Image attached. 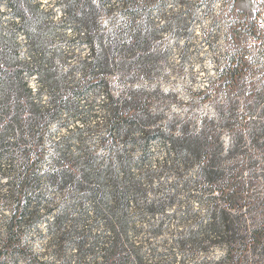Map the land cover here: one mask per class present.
Masks as SVG:
<instances>
[{
	"label": "trees",
	"instance_id": "trees-1",
	"mask_svg": "<svg viewBox=\"0 0 264 264\" xmlns=\"http://www.w3.org/2000/svg\"><path fill=\"white\" fill-rule=\"evenodd\" d=\"M217 3L218 78L245 104L233 124L168 115L159 83ZM261 18L236 0H0V264H264Z\"/></svg>",
	"mask_w": 264,
	"mask_h": 264
},
{
	"label": "rangeland",
	"instance_id": "rangeland-1",
	"mask_svg": "<svg viewBox=\"0 0 264 264\" xmlns=\"http://www.w3.org/2000/svg\"><path fill=\"white\" fill-rule=\"evenodd\" d=\"M236 8L251 19L257 14L260 18L264 17V0H236ZM221 12V7L217 3L214 13L208 14L201 25L207 28L206 40H202L203 34L199 26L196 27L192 39L194 46L190 48L191 62L185 71L160 81V90L155 95L154 103L156 106L164 107L168 115L174 113L197 123L213 119L219 124H233L236 112L244 106L245 101L236 93L237 89H228L224 81L218 78L224 65L222 54L227 50V30L221 19ZM214 20H217V25L212 27ZM259 23L261 26L264 24L262 20ZM240 43L249 46L246 39H241ZM175 54L178 55L179 51L177 50ZM155 86L157 84L153 85V88ZM153 148L157 149L158 143L153 144ZM253 185L261 188L260 195L264 199L263 180H258ZM24 238L25 241L32 243L35 250H40L42 242L36 238L35 231H27Z\"/></svg>",
	"mask_w": 264,
	"mask_h": 264
}]
</instances>
